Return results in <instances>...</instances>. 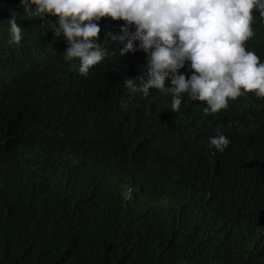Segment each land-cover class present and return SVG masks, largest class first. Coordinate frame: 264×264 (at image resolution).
I'll list each match as a JSON object with an SVG mask.
<instances>
[{
	"label": "trees",
	"instance_id": "16d2710c",
	"mask_svg": "<svg viewBox=\"0 0 264 264\" xmlns=\"http://www.w3.org/2000/svg\"><path fill=\"white\" fill-rule=\"evenodd\" d=\"M254 15L247 50L264 63ZM99 23L115 54L82 76L54 17L0 0V264H264V98L205 114L185 95L175 113L155 88L130 93L147 54L122 57L106 32L124 22ZM217 130L223 152L209 147Z\"/></svg>",
	"mask_w": 264,
	"mask_h": 264
},
{
	"label": "clouds",
	"instance_id": "9594fccd",
	"mask_svg": "<svg viewBox=\"0 0 264 264\" xmlns=\"http://www.w3.org/2000/svg\"><path fill=\"white\" fill-rule=\"evenodd\" d=\"M19 5L28 18H55V35L69 44L64 59L78 58L82 76L115 54L98 43L101 19L123 21L106 36L122 45V57L137 49L147 54L146 71L125 77L123 85L145 97L151 88L170 95L175 113L185 95L205 102V114H218L249 93L264 98V63L246 44L255 36L254 12L264 19V0H19ZM7 24L9 43L19 44L22 29L14 12ZM186 62L190 77L180 72ZM121 107L127 111L129 105L121 101ZM229 143L219 130L209 137V147L220 152Z\"/></svg>",
	"mask_w": 264,
	"mask_h": 264
}]
</instances>
